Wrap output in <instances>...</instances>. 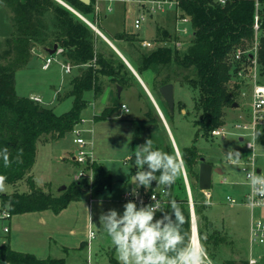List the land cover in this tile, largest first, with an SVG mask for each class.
Wrapping results in <instances>:
<instances>
[{"label": "trees", "instance_id": "1", "mask_svg": "<svg viewBox=\"0 0 264 264\" xmlns=\"http://www.w3.org/2000/svg\"><path fill=\"white\" fill-rule=\"evenodd\" d=\"M2 1L11 9L13 30L6 39L5 48L0 50V151L7 148L10 160V165L5 167L3 158L0 157V176L5 177L4 182L8 183L27 179L29 191L0 193L1 204L13 215L46 209L59 213L71 201L80 199L83 189L74 182L65 191L55 195L35 183L30 172L36 162L38 142L58 141L72 132L82 121V111L89 103L85 92L91 90L98 97L104 92L107 82L114 83L116 96L94 119H117L118 115L115 114L120 104L117 86L124 89L138 80L112 46L86 21L59 1ZM63 1L90 20L117 47L114 40L119 39L136 48L139 53L137 61L118 47L138 74L142 75L145 71L153 73V86L150 88L169 121L174 112L170 110L159 88L169 83H178L198 92L194 96V108L199 114L194 118V125L197 127L194 142L185 147L178 145L194 195L197 185L199 187L197 167L200 166L202 157L197 140L200 137L209 138L212 130L225 124L226 108L240 106L237 96L246 85V78L240 77L238 73L243 71L245 76L249 73L254 55L260 72L264 74V0H226L225 3L220 0H176L178 12L190 18L193 35L189 45L184 50L176 46H158L148 51L137 48L135 44L141 39L136 33L124 30L114 34V39L108 36L95 19L89 17L94 12L93 0L90 4L80 0ZM256 17L258 29L254 27ZM159 34L157 40L160 41L178 40V36L166 29H161ZM100 42L103 43L101 49ZM55 45L63 49L60 56L64 63L77 67L76 74L69 80L67 92L63 96L58 95L59 101L71 97L72 107L60 114L54 107L45 106L30 96L19 95L16 89L17 71L28 66L34 50L41 48L47 52ZM239 50L242 55L237 58ZM235 102L238 103L237 107H234ZM182 106L185 104L182 103ZM150 114L151 110H147L145 117ZM148 139L147 137L145 142ZM257 141L264 144V125L258 126ZM152 147L177 155L168 136L161 148L157 145ZM134 153L133 151L126 159L131 164L130 175H135L138 170ZM86 169L93 172L90 190L93 196L112 187L114 177L111 169L90 159L86 163ZM156 175L159 176V173ZM183 179L181 173L170 188H165L168 202L163 207L170 212V202L175 201L186 220L184 231L192 236L191 206ZM88 182L87 179L86 183ZM193 203L199 235H205L204 239L201 238L204 247L215 258L219 246L228 241V236L219 229L212 228V221L208 222L204 212L206 206L195 199ZM161 215L160 213L159 218ZM0 263L65 264V259L39 258L33 253L17 251L9 243H5L0 247ZM110 264L119 262L111 257ZM221 264L249 262L246 258H228L222 260Z\"/></svg>", "mask_w": 264, "mask_h": 264}, {"label": "rangeland", "instance_id": "2", "mask_svg": "<svg viewBox=\"0 0 264 264\" xmlns=\"http://www.w3.org/2000/svg\"><path fill=\"white\" fill-rule=\"evenodd\" d=\"M172 1L174 2L173 5L164 12L147 13L140 7L138 2L133 4L134 1L125 0H111V11L107 10L108 2L104 1L100 5V11H98L94 5L95 0H93L94 12L89 17L95 19L98 26L112 39H114V34L125 30L138 34L140 39L152 41V46L147 48H144L138 41L139 43L135 45L142 51H148L158 46H176L184 50L192 39L193 29L188 24L187 32L183 34L177 28L179 26L177 22L178 9L176 0ZM147 6H149V3ZM142 13L146 14V19L141 29H136L134 21ZM12 25L11 9L0 0L1 51L5 48L6 39L13 30ZM161 29H166L178 36V40H172L171 42L157 40ZM114 41L127 56L130 55L132 56L131 59L134 58L137 61L139 53L132 44L119 39ZM101 42L99 44L100 49L103 46ZM38 53V48H36L28 66L17 71V93L19 95L39 96L42 98L41 104L54 107L59 114L66 112L72 107L73 99L69 97L59 101L58 95L63 96L67 92L68 78L76 74L77 70L73 69L70 74L65 73L62 67L64 61L60 55V57L56 55V59L49 69H43L44 59L40 58ZM46 56L47 54L44 57ZM255 65V62H252L249 74L245 79L246 85L237 96L240 106L226 108L225 124L217 127L228 131L226 137H217L211 132L209 138L200 137L197 140L200 154L207 161L213 163L214 166H220L223 170V174L213 173V185L210 190L213 197H208L204 191L200 190L198 185L194 195L191 190L193 201L195 199L199 204L206 206L204 212L208 217V222L212 221V228H217L228 236V241L219 246L215 258H212L206 249L208 257L214 264H221L222 260L228 258L240 260L241 258H249L251 255L249 245L251 211L245 205L243 197H238L231 188L235 187L241 191L248 188L242 170V161L250 153L246 148V140L251 137L245 136V140L240 138V132L236 129L235 124L247 120L246 111L250 105V93L254 83L264 85V74L260 72L259 65H257L256 77L253 76ZM143 77L148 81L146 85L153 94L150 88L153 86V73L151 71L144 72ZM137 80L136 85L122 89L119 108L115 114L119 117L117 119L98 121L94 119V116L110 105L116 96L114 83H111L112 91L110 95L106 92L109 82H107L104 92L98 97H95L94 92L91 90L85 92V98L89 103L82 111L84 122H80L76 126V128L81 129V135L86 139L87 144L84 148L90 154L92 153L94 158L96 156L99 161L93 160L112 170L114 177L112 187L98 195L93 196L91 194L93 172L86 169V163L82 164L73 159L79 147L74 142L76 135L73 132H69L63 139L58 141H39L36 162L30 172L35 183L44 190L58 195L65 191L68 185L77 182L83 192L80 199L71 201L60 212V215L52 212V218L47 219V224L39 222L34 217L30 220L24 219L25 223L23 221L22 229L18 230L13 236L14 241H12V244L14 246L26 243L33 246L38 245L45 249L49 254L48 257L64 258L65 264H110L111 257L117 259V253L110 238L103 230L98 228L100 227L99 217L102 212L107 214L110 209H115L122 215L123 205L128 201L123 194L134 187L131 183L135 175H130L131 164L126 159L133 151H136L138 146L145 143L147 137L151 139L152 145H157L160 148L164 145L167 136L172 142L158 110L142 83L139 79ZM52 84H54V88ZM242 92H246V96H243ZM197 93L188 86L175 84V111L170 121L159 105L174 139L180 147L190 146L196 136L197 127L194 125V118L199 114L194 108V96ZM182 103L185 106L181 107ZM122 104H126L127 109L122 108ZM147 110H151V114L145 117ZM229 149L240 152L241 159L238 163H229L226 157ZM255 153L257 166L264 171V144L256 143ZM81 170L87 173V176L76 179L75 175ZM197 170H199V167H197ZM186 175L188 178L187 173ZM182 176L186 195L189 197L184 172H182ZM87 179L89 180L88 184L86 183ZM63 186H66V188L61 190ZM161 187L163 186H158L156 181H153L150 189L159 191ZM14 191H29L27 179L17 183L4 182V191H0V193H12ZM229 194L236 197L238 203H229L226 199ZM0 206H2L1 200ZM256 213L264 216V209H257ZM156 215L159 218L160 213L158 212ZM18 216L13 215L12 219L7 222L11 230L7 235L0 237V244L9 243L12 245L13 220L22 218ZM90 229L95 232V237L91 242H89ZM50 232L53 233L52 237L51 235L47 237L49 236L47 233ZM57 233L61 238L58 239ZM37 239L41 241L37 242ZM252 255L259 260V264H264V244H255L252 248Z\"/></svg>", "mask_w": 264, "mask_h": 264}, {"label": "clouds", "instance_id": "3", "mask_svg": "<svg viewBox=\"0 0 264 264\" xmlns=\"http://www.w3.org/2000/svg\"><path fill=\"white\" fill-rule=\"evenodd\" d=\"M134 155L138 170L129 194L139 200V206L135 200H129L123 205L122 215L110 209L99 217L98 229L110 238L119 264H210L201 238L188 236L184 231L186 220L179 205L171 201V211H166L154 195L151 197L154 203L145 205L138 191L141 187L150 189L153 181L158 186L170 188L185 170L184 161L178 158V154L171 155L153 149L151 139L138 146ZM0 157L5 167H8L10 160L7 148L0 151ZM226 157L229 162L236 164L241 154L229 149ZM247 176L249 185L264 198V172L258 175L255 170H250ZM5 179L0 176V191H4ZM257 204H264V199ZM158 212L162 214L160 218H157Z\"/></svg>", "mask_w": 264, "mask_h": 264}, {"label": "built area", "instance_id": "4", "mask_svg": "<svg viewBox=\"0 0 264 264\" xmlns=\"http://www.w3.org/2000/svg\"><path fill=\"white\" fill-rule=\"evenodd\" d=\"M108 2L107 5V10L111 11L112 7L110 5L111 0H95L94 5L98 11H100V5L102 2ZM125 1H134L133 4L138 2L140 4V7L147 11V13H154V12H164L167 8H170L171 5H173L172 0H125ZM222 3H225L226 0H220ZM149 3V6L147 4ZM146 19V14L142 13L139 18H136L134 21V27L136 29H141L144 21ZM178 29L184 34L187 32V25H191L190 23V18L188 16H182L180 12H178ZM93 24V23H92ZM94 25V24H93ZM254 27L258 29L259 27V22H258V17H256ZM141 45L144 48L151 47L152 46V41L146 40V39H141L140 41ZM63 49L58 48L55 54H49L48 52L46 53L47 56L44 57V61L42 63V68L43 69H49L51 64L54 62L56 59V55H61ZM256 51V48H255ZM242 55L241 50L237 51L236 57L240 58ZM254 60L253 63L255 62V72L253 73V76L256 77L257 73V57L254 55ZM62 67L65 73H70L73 66L69 63H62ZM249 74V73H248ZM247 74V75H248ZM238 75L240 77L246 78L245 74L243 71H239ZM243 96H246V92H242ZM32 99L38 102H42V98L39 96H31ZM122 108L127 109L126 104H122ZM246 119L247 120H242L240 122H237L235 124L236 129L240 132V138L245 140V136H250L248 140H246V148L249 150V155L247 156L246 159L242 161V170L245 175V179L247 181V184L249 185V178L247 176L248 171L250 170H255L256 173L259 175L260 172H264L262 169H260L257 166L256 163V153H255V147L257 141V132H258V126L264 125V85L257 84L256 82L253 85L252 91L250 93V105L247 109L246 112ZM84 122V119L82 118V121ZM76 137L74 138V142L79 146L76 150V156H73L74 160H77L79 163H87L88 159L93 161V156L90 154L89 151H87L84 147L87 144L86 139L81 135V129L79 128H74L72 131ZM212 134L214 136H219V137H226L228 134V131L226 129H221V128H216L212 130ZM231 163V162H229ZM84 176H87V173H85L83 170H81L78 174L75 175L76 179L82 178ZM92 178V177H91ZM131 189L127 190L124 192L123 196L125 199L129 200H135V197L130 195ZM140 197L142 198L143 202L145 205L154 203L151 199V197L154 195L157 200H159L162 205L166 204L168 202L166 198V189L165 187H161L159 191L155 189H147L145 190L143 187H141L139 190ZM205 194L208 197H211V192L210 191H204ZM226 199L229 203L235 204L238 203V199L232 195H227ZM244 203L247 207H249L251 211V223H250V244L255 245V244H264V216L259 215L256 213L257 209H264V204H257L258 201L261 199H264L260 197L254 187H251L249 185L248 192L245 194L244 198ZM190 201V200H189ZM193 201V198L191 196V201L190 205ZM139 206V200H135ZM13 217V214L8 208L0 206V237L5 236L8 233H10L11 227L7 223L9 222ZM193 235V234H192ZM95 237V232L90 229L89 232V242ZM5 244L1 243L0 247ZM208 257V255H207ZM208 260L210 261V264H214L210 258L208 257ZM249 264H256L258 262V259L255 258L253 255L250 256L248 259ZM1 264V263H0Z\"/></svg>", "mask_w": 264, "mask_h": 264}, {"label": "water", "instance_id": "5", "mask_svg": "<svg viewBox=\"0 0 264 264\" xmlns=\"http://www.w3.org/2000/svg\"><path fill=\"white\" fill-rule=\"evenodd\" d=\"M60 3H62L63 5H65L66 7H68L70 10H72L73 12H75L78 16H80L84 21H86L102 38H104L111 46L112 48L120 55V57L124 60V62L128 65V67L132 70V72L135 74V76L139 79V81L142 83V85L144 86L147 94L149 95L150 99L152 100V102L154 103L156 109L158 110L166 130L168 131V134L170 135L174 148L176 150V153L178 154L179 159L181 158L180 155V151L179 148L177 146V143L174 139V136L171 132V129L166 121V118L159 106V104L157 103L155 97L153 96V94L151 93L150 89L147 87V85L142 81L141 77L139 76L138 72L134 69V67L129 63V61L123 56V54L117 49V47L107 38V36H105L103 34V32H101L95 25H93L86 17H84L81 13H79L77 10H75L73 7H71L70 5H68L67 3H65L63 0H57ZM85 4H90L92 0H80ZM58 46L55 45L52 49H48L47 52L49 54H55V52L57 51ZM122 87L121 86H117V90H118V94L119 96L121 95V91H122ZM160 93L162 94V96L164 97V99L167 101L169 108L172 112L175 111V85L173 83H169L166 85H163L160 87L159 89ZM238 103L235 102L234 103V107H237ZM184 175H185V179H186V184H187V189H188V194H189V200L191 201V188H190V184L186 175V171L184 170ZM217 172L219 174H223V170L220 166H214L213 163L209 162L206 160V158L204 156L201 157V163L199 166V188L202 191H210L213 185V173ZM66 186H63L61 190L65 189ZM191 214H192V234L194 232V229H196L197 231V220H196V215H195V209H194V203L192 201L191 203ZM200 238L204 239L205 235H199Z\"/></svg>", "mask_w": 264, "mask_h": 264}, {"label": "crops", "instance_id": "6", "mask_svg": "<svg viewBox=\"0 0 264 264\" xmlns=\"http://www.w3.org/2000/svg\"><path fill=\"white\" fill-rule=\"evenodd\" d=\"M111 41V40H110ZM112 42V41H111ZM113 43V42H112ZM114 44V43H113ZM115 45V44H114ZM116 46V45H115ZM117 47V46H116ZM117 49L122 53V51L117 47ZM35 51V50H34ZM38 51H39V53H38V56L41 58H44V56L46 55V51H44V50H42L41 48H38ZM123 54V53H122ZM123 56L128 60V58L123 54ZM60 57V56H59ZM59 57H58V59H59ZM129 61V60H128ZM129 63H130V61H129ZM131 64V63H130ZM52 65V64H51ZM132 65V64H131ZM133 66V65H132ZM51 67V66H50ZM77 70V67H73L72 68V70ZM135 69V68H134ZM72 70H71V72H72ZM136 70V69H135ZM70 72V73H71ZM145 72H147V71H145ZM69 73V74H70ZM143 74L144 73H142V75H140L139 74V76L141 77V79H142V81L146 84V82H148V81H146L145 80V78L143 77ZM65 79V78H64ZM69 80L71 79V78H68ZM138 79V78H137ZM152 79H153V77H152ZM152 81V80H151ZM68 83H69V81H68ZM136 83H138V82H135L134 83V85H136ZM53 85V88H54V84H52ZM59 87H60V85H59ZM62 88V87H61ZM16 89H17V83H16ZM68 89V88H67ZM111 91H112V87H111V83H109L108 85H107V88H106V92H107V94L108 95H110V93H111ZM25 96H32V95H25ZM53 97H55V96H53ZM119 118V117H118ZM130 123V122H129ZM178 146V145H177ZM92 154V153H91ZM92 156H93V154H92ZM130 156V155H129ZM128 156V157H129ZM127 157V158H128ZM94 158V157H93ZM95 160H97V161H99L98 160V158L95 156V158H94ZM233 185V184H232ZM248 185V184H247ZM248 189H249V185H248V188L246 189V190H244V191H241V190H238V188H235V187H232L231 188V190L232 191H234L233 193L234 194H236V195H238V197L239 196H242L243 198H244V196H245V194L248 192ZM211 197H213V194L211 193ZM64 210V209H63ZM53 211L51 210V209H46V210H41V211H34V212H27V213H22V214H15V217L16 216H18V217H22V218H19V219H14L13 220V234H11V244H12V241H14V234H16L17 232H18V230H20V229H22V226H23V224L25 223V221H24V219H27V220H30V218H32V217H34V218H36L39 222H43V223H46L47 224V219L48 218H52L51 217V213H52ZM53 213H55V212H53ZM61 213L59 212V214H57V215H60ZM28 215H30V216H28ZM23 221H24V223H23ZM250 223H251V218H250ZM52 232H50V233H47V235H49V236H47V237H50V235H51V237H52ZM55 234V233H54ZM58 234V233H57ZM58 236V239L59 238H61V236L58 234L57 235ZM249 239H250V233H249ZM62 240V239H61ZM37 242H40L41 240H39V239H37L36 240ZM249 245H250V248H251V250H250V256H252V248H253V246L254 245H251L250 244V240H249ZM11 247L13 248V249H15V250H17V251H22V252H28V253H33V254H35L37 257H39V258H47L48 256H49V254H47V252L45 251V249L43 248V247H40V246H38V245H35V246H33V245H31V244H28V243H26V244H21V245H19V246H14L13 244L11 245ZM250 258V257H249ZM249 258H246V259H249ZM264 259V258H263ZM264 263V262H263ZM256 264H259V260H258V262L256 263Z\"/></svg>", "mask_w": 264, "mask_h": 264}, {"label": "bare ground", "instance_id": "7", "mask_svg": "<svg viewBox=\"0 0 264 264\" xmlns=\"http://www.w3.org/2000/svg\"><path fill=\"white\" fill-rule=\"evenodd\" d=\"M198 228V227H197ZM192 236H199V232H198V229L196 231V229H194V232H193V235Z\"/></svg>", "mask_w": 264, "mask_h": 264}]
</instances>
